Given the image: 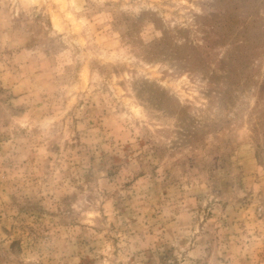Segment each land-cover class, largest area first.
I'll list each match as a JSON object with an SVG mask.
<instances>
[{
	"label": "rangeland",
	"instance_id": "374dc122",
	"mask_svg": "<svg viewBox=\"0 0 264 264\" xmlns=\"http://www.w3.org/2000/svg\"><path fill=\"white\" fill-rule=\"evenodd\" d=\"M0 264H264V0H0Z\"/></svg>",
	"mask_w": 264,
	"mask_h": 264
}]
</instances>
